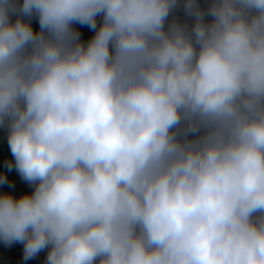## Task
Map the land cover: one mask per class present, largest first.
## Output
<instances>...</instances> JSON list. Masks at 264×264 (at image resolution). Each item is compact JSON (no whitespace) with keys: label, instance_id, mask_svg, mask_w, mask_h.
Listing matches in <instances>:
<instances>
[{"label":"clouds","instance_id":"clouds-1","mask_svg":"<svg viewBox=\"0 0 264 264\" xmlns=\"http://www.w3.org/2000/svg\"><path fill=\"white\" fill-rule=\"evenodd\" d=\"M0 128L25 261L264 264V0H0Z\"/></svg>","mask_w":264,"mask_h":264},{"label":"crops","instance_id":"crops-1","mask_svg":"<svg viewBox=\"0 0 264 264\" xmlns=\"http://www.w3.org/2000/svg\"><path fill=\"white\" fill-rule=\"evenodd\" d=\"M201 4H205V0H200ZM176 15L181 19H185L182 10H178ZM34 26L38 27V23L33 21ZM78 30L82 33V39H87L89 37L84 36L83 32L90 29L86 28L85 26L76 25L75 26ZM92 34V32H91ZM7 139L6 131L3 128H0V140ZM11 160V152L10 149L7 150L6 147L0 148V173H6L9 177V183L5 185H0V191H9L13 194L14 188L18 185L17 180H11L10 173L6 167V162ZM14 169V168H13ZM12 169V170H13ZM32 188H29L26 193H30ZM46 250L39 253L37 256L29 259L27 261L23 258V244L16 242L12 245H5L2 241H0V264H44L46 258Z\"/></svg>","mask_w":264,"mask_h":264},{"label":"trees","instance_id":"trees-1","mask_svg":"<svg viewBox=\"0 0 264 264\" xmlns=\"http://www.w3.org/2000/svg\"><path fill=\"white\" fill-rule=\"evenodd\" d=\"M2 147H6L7 150H9L8 145H7V139L0 140V148H2ZM10 174H11L10 175V177H11L10 179L11 180H17L18 183H19L18 185L15 186L14 191H13V195L18 197V196L26 193L27 190L29 188H31V186L25 180H23L20 177L19 173L16 172L15 169L11 170Z\"/></svg>","mask_w":264,"mask_h":264},{"label":"built area","instance_id":"built-area-1","mask_svg":"<svg viewBox=\"0 0 264 264\" xmlns=\"http://www.w3.org/2000/svg\"><path fill=\"white\" fill-rule=\"evenodd\" d=\"M83 34L86 37H90L91 36V32L89 30L84 31Z\"/></svg>","mask_w":264,"mask_h":264}]
</instances>
